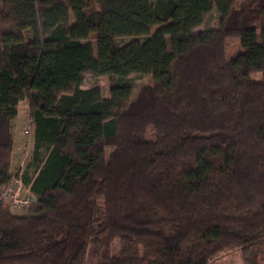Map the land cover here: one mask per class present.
Listing matches in <instances>:
<instances>
[{
	"label": "trees",
	"instance_id": "obj_1",
	"mask_svg": "<svg viewBox=\"0 0 264 264\" xmlns=\"http://www.w3.org/2000/svg\"><path fill=\"white\" fill-rule=\"evenodd\" d=\"M131 75L153 84L133 98ZM23 101L36 201L0 204V264L264 262V0H0V187Z\"/></svg>",
	"mask_w": 264,
	"mask_h": 264
},
{
	"label": "rangeland",
	"instance_id": "obj_2",
	"mask_svg": "<svg viewBox=\"0 0 264 264\" xmlns=\"http://www.w3.org/2000/svg\"><path fill=\"white\" fill-rule=\"evenodd\" d=\"M152 4H154L157 0H150ZM220 28V14L216 10V8L213 9V11L209 14L207 17L204 25L200 26L198 28V31H208V30H217ZM256 29H259V24L255 25ZM159 27H155L152 31L154 34ZM32 36L31 31L25 32V39L28 40ZM259 40H261V37L259 35ZM131 38H121L118 39V44L124 45L127 42H129ZM244 50L241 48V41L239 38L234 37L230 38L226 42V57L228 60L234 59L239 54L243 53ZM130 78H133V80L136 83V88L133 92V98H135L143 85H151L153 84L152 76H137V75H131ZM251 78L254 81L261 82L263 80V75L261 72H254L251 74ZM110 79L107 76H94L89 75L85 78L84 83L82 85V88L86 89L91 87L92 85H100L102 96L103 97H109L110 95ZM18 115L13 120V129L12 133L14 136V157H13V163H12V178H11V184L13 183V179L21 180V183H14L13 188L14 192L13 194L21 200L26 199L29 196H35L31 191L29 192V189L27 188L28 185L25 184L24 179L30 178L33 179L36 176L37 168L36 163L34 160V151L36 149V141H35V128L32 126L31 121L29 119V107L27 102H21L17 106ZM154 132L152 129H149L147 137L149 139L152 138ZM113 147H107L106 148V158H109L110 153L112 152ZM41 157L45 158L48 154L47 147L44 146L40 150ZM23 175H21L22 168ZM23 184V185H22ZM29 208L24 207H18L15 209H12V213L15 215H23L27 212ZM120 247L121 243L120 240L116 239L113 244V255L118 256L120 254ZM209 264H244L242 260L241 253L238 249H226L225 251L221 252L218 256H216L213 260L210 261ZM264 264V262H262Z\"/></svg>",
	"mask_w": 264,
	"mask_h": 264
},
{
	"label": "built area",
	"instance_id": "obj_3",
	"mask_svg": "<svg viewBox=\"0 0 264 264\" xmlns=\"http://www.w3.org/2000/svg\"><path fill=\"white\" fill-rule=\"evenodd\" d=\"M22 168V167H21ZM24 167L22 168L21 175H23ZM21 183V180H15L13 179V183L10 184L9 187H0V204H2L5 208H9L10 210L18 208V207H24L29 208L35 201L36 196H29L24 200L18 199L14 194V188L13 184ZM23 185V184H22ZM30 192V186L27 187Z\"/></svg>",
	"mask_w": 264,
	"mask_h": 264
}]
</instances>
